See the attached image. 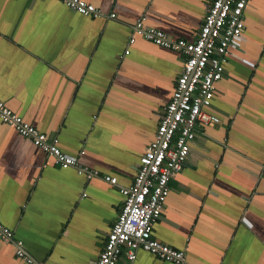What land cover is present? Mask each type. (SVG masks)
<instances>
[{"label": "crops", "instance_id": "crops-1", "mask_svg": "<svg viewBox=\"0 0 264 264\" xmlns=\"http://www.w3.org/2000/svg\"><path fill=\"white\" fill-rule=\"evenodd\" d=\"M0 0V100L62 150L119 184L135 179L183 67L176 50L138 37V19L197 38L212 0ZM112 12L116 13L111 17ZM129 49L130 52L126 53ZM206 109L153 236L191 264H264V0H250L243 37ZM85 194V195H84ZM118 187L55 166L0 119V220L45 264H94L120 214ZM0 264H27L0 241ZM134 264H173L145 249Z\"/></svg>", "mask_w": 264, "mask_h": 264}, {"label": "built area", "instance_id": "built-area-1", "mask_svg": "<svg viewBox=\"0 0 264 264\" xmlns=\"http://www.w3.org/2000/svg\"><path fill=\"white\" fill-rule=\"evenodd\" d=\"M70 9L93 17L105 13L87 0H62ZM250 0H212L196 39H175L164 30L147 26L138 19L129 43L143 37L178 51L183 67L174 93L158 123L155 139L141 156L137 175L130 185L122 186L116 174L102 173L65 153L57 138L26 121L0 100V119L29 137L42 148L55 166L73 167L85 178L102 177L118 187L120 214L94 264H134L139 249L159 255L173 264H191L185 249L175 248L153 236V226L164 211L174 184L181 183V169L191 150L198 122L216 124L220 117L206 107L214 99L217 84L230 60L231 43L243 37L245 10ZM111 17L116 13L112 12ZM130 52L129 49L126 53ZM85 195V194H84ZM16 231L0 220V241L14 246L17 256L27 264H45L32 257L23 240H15Z\"/></svg>", "mask_w": 264, "mask_h": 264}]
</instances>
